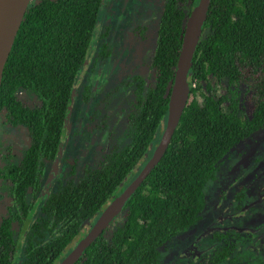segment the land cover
Masks as SVG:
<instances>
[{
	"label": "trees",
	"instance_id": "obj_1",
	"mask_svg": "<svg viewBox=\"0 0 264 264\" xmlns=\"http://www.w3.org/2000/svg\"><path fill=\"white\" fill-rule=\"evenodd\" d=\"M103 2L32 1L14 38L0 82V114L4 123L27 130L30 146L19 164L0 171L9 179L14 202L0 226V264H11L16 250L13 221L26 227L21 264L60 260L86 223L97 219L142 170L145 162L135 168L165 128L183 30L197 0H163L151 76H127L119 86L126 105L122 128L114 123L98 163L85 168L77 182L61 183L34 217L44 165L58 155L76 76ZM99 49L103 59L105 45ZM187 79L190 95L162 158L122 206L108 236L103 232L75 264H159L160 247L200 220L205 188L219 161L264 125V0H210ZM213 80L227 83L231 96H219ZM21 93L37 104L21 99ZM230 253L224 245L211 262ZM244 254L253 260L242 264L261 263L253 252Z\"/></svg>",
	"mask_w": 264,
	"mask_h": 264
},
{
	"label": "flooded vegetation",
	"instance_id": "obj_2",
	"mask_svg": "<svg viewBox=\"0 0 264 264\" xmlns=\"http://www.w3.org/2000/svg\"><path fill=\"white\" fill-rule=\"evenodd\" d=\"M32 1H37V0H30V3H32ZM117 1L120 2L112 3L111 0L109 2L107 0H104L103 2V9L107 10V14L106 13L104 14L105 23L102 28L103 30H101L102 32L99 33L100 35L99 34L96 35V40L93 44V48L91 52L92 55L88 59L86 57V61L83 64V67L85 64L86 66L89 67V73L88 75L86 74L87 79L80 81L77 87V95L79 96L78 102H81L83 105L88 106V109L86 111L82 113L80 112L79 114L83 116L85 115L87 116L84 118L85 120L82 124L78 120H72L71 122L66 121L67 124H65V128L61 136V146L58 155L54 160L46 162L44 165L45 168L47 163L53 162V164L46 171H44L43 169V173L40 179V188L34 198V204L36 205L35 210L33 209L32 211V213H34V217L38 216L39 208L45 202L44 201L42 204L40 203V193L42 187L46 192L48 191L54 192L56 189L59 188V185L65 181L74 182V183L77 182L83 176L85 168H87L86 164H84L83 161L85 158L89 157L86 154L87 153L93 154L94 160L91 163H89V165L90 167H94L98 163V160L101 159L102 154L105 151V148L108 146V144H110V142L108 141V137L110 136V132L113 130L114 123L118 122L116 128L118 129L122 128V123L124 121L126 114V111H123L126 108L124 102V98H125L124 91H122V89L119 87L122 80H124L123 78L124 76L122 77V74L124 73L122 72V69L124 66L125 59L123 58L122 54L123 51H126L125 52L126 55H130L131 53L128 48L129 46L127 41H125V47H122L121 42L119 40L120 37L118 38L115 29L110 30L111 19L118 14L119 11L118 7L120 6L121 8L124 9H126L127 7V4L125 2L123 3V0H117ZM135 4L137 5L136 9L134 8L131 9V7H129V10H125L128 13L127 19L129 20L125 19L127 21L123 23V26L128 31V35H129L128 39L133 38L135 39V42H143L145 39L146 40L148 39L149 33L151 34L153 33V36H151L152 40L149 51L145 55L143 54L144 56L142 55V57H144L142 62L138 61V63H141V65L142 63L145 64L146 71H144V74L146 73L148 74V76H151L149 70L150 57L152 55V51L154 47L155 33L157 30V25L162 9L163 0H159L155 2L153 0H135ZM148 6H149V11L146 10ZM119 28L120 25L117 26V29ZM117 41L119 42L118 44L116 43ZM135 42H133V44ZM103 45H105V49L103 51V56H102L103 59H102L101 57H99L98 52L100 51L99 48ZM116 45L119 46L120 52L117 56H114V62L118 64L120 68L117 70V75L114 74L113 70L107 74L108 80L111 77H115V78L113 82L108 83L107 85L108 87H106L105 91L103 92V85L107 80L106 75H104L103 73V77H101L100 79L101 81L99 85L93 79V77H91L93 75L92 72H96L97 69L98 70L101 69L103 72L102 67L104 66V64L109 61L111 62L113 61L112 56L114 55V51H115L114 49ZM97 58H100V61L97 62V60H99ZM129 58L130 56L126 58V60L128 61ZM136 60L137 58L135 57L134 61ZM132 68L129 70H132ZM139 73L140 72L136 73L132 77L140 75ZM212 84L216 88L215 92L219 96H223V95H226L228 97L231 96V92L229 91V86L224 81L218 82L216 80H213ZM230 88L232 89V87ZM74 92L75 89L73 93ZM114 92L118 93L116 97V101H114V99L111 98L110 96V94ZM238 92L241 93L244 92V88L239 87ZM92 93H97V96H99L100 100L93 99L89 101L91 99ZM83 95L84 96L86 95V99L83 98ZM19 97L33 104L34 106L37 104V100H35V98L29 94L21 93ZM92 103H94L95 107H90ZM114 104L115 106L112 107ZM108 106L110 107L111 110L108 108ZM89 111L90 114L88 113ZM3 120H4L3 114H0V171L3 170L8 165L19 164L24 156L25 151L30 146L29 135L25 128L21 126H15V127L10 126L4 123ZM70 127H72L71 130ZM263 129H264V125L258 131L252 133L249 137L243 139L242 140L243 142L240 141L242 143L236 148H234V150L230 151L236 145L235 144L229 150L230 152L228 151L219 161V163L217 164V170L215 171L214 174V178H212L206 185L205 207L207 206V210L211 211L214 208V206H221L223 209L228 207L226 209L227 212H229V216H228L229 224L226 225L227 229L217 230V232H219L220 234L215 233V235H217L219 238L223 237L219 246L217 247V250L220 249L222 246L227 245L230 247L231 253L225 260L218 263L224 262L225 264H242V262H245L248 259L253 260L250 254H248V256H245L244 254L245 250H249L253 252L255 262L258 260V258H261V263L258 264H264V239L262 238V236L264 235V229L262 225V222H264V205H261V198L264 195V181H260L258 183L256 182L258 179H261L262 177L264 178ZM18 130L23 131L25 137V143H24L25 146L22 149L21 148L19 149L17 148V146H15V141L17 139L16 132ZM89 131L91 132L90 137L92 143L89 142L86 143L80 138ZM95 136L100 138L94 140ZM104 138L106 139V142H105V146L103 147L99 143L102 141L104 142L105 141ZM75 145L76 146L80 145V147H78L79 151H82V153L85 156H82L80 158V152H78L77 147L75 148ZM251 151L253 152V154L243 159L246 160L247 162L246 165L242 167L238 166L236 169L233 168L235 162L240 160L246 152H251ZM79 166L84 167L81 176H80ZM10 186L11 185L9 179L0 176V226L3 220L7 219L10 216V212L13 207L14 202L12 199V195L10 193ZM203 211L201 213V217L202 214L204 216L206 212L205 211L203 213ZM115 219L116 217L109 224V226L103 231V232L106 231L105 233L106 236H108L112 228L115 226V222H116ZM95 221L96 218L94 219V221H90L86 223V233H84L80 238L84 237L90 231ZM238 227L240 228V230L238 229ZM25 228L26 227L23 226L21 227L20 224L16 221L11 222L10 230L12 231L13 240L16 243V250L15 253H13L12 255L11 264H21L24 258ZM249 230H252L253 233L252 232L250 233ZM103 232L100 234V236L103 234ZM179 235L163 245L165 246L167 244V246L170 245V247H172V250H170V253H172V255H174L175 253H179V251L182 250L178 248L179 245L177 246L172 245L173 242L181 243L183 241V238H185V236L183 235L179 236ZM79 239L77 240V242L79 241ZM250 241L252 245L246 244L249 243ZM75 245L66 246L63 251L64 256H62V258L54 264H59V262L65 258V256L74 248ZM190 247H192L193 248L192 251H194V247L192 245H188L186 249H189ZM174 248L177 249L174 250ZM166 252L168 253V251ZM160 254H161V250H160ZM172 255H171L172 264H177V263L186 264V262L189 259H191V258L173 259ZM201 261H203V259ZM167 263H168V256H166L165 260L162 262L160 256L159 264H167Z\"/></svg>",
	"mask_w": 264,
	"mask_h": 264
},
{
	"label": "rangeland",
	"instance_id": "obj_3",
	"mask_svg": "<svg viewBox=\"0 0 264 264\" xmlns=\"http://www.w3.org/2000/svg\"><path fill=\"white\" fill-rule=\"evenodd\" d=\"M107 1L109 2L110 0H107ZM153 1L155 2V1H159V0H153ZM111 2L112 3L113 2L119 3L120 1L111 0ZM124 2L127 4L126 9L121 8L118 5L119 6L118 7V9H119L118 14L114 18L111 19V28H110V30L115 29L118 38L120 37L119 40L121 42L122 47H125V41H127L128 46H129L128 48H129L130 53H131L130 55H126L125 54L126 51H123V54H122L123 58L125 59L124 66L122 69V72H124L122 74V77L124 76L123 78H125L127 76H133L138 72H140L139 73L140 75L144 74V71H146L145 64L142 63V65H141V63H138V61H141V62L143 61L144 57H142V55L143 54L145 55L149 51V49L151 47L150 46L151 40H152L151 36H153V33L152 34L149 33L148 39L147 40L145 39L144 41L142 40L143 42H135V39H133V38L128 39V37H129L128 31L123 26V23H125L127 20H129V19H127L128 13L125 10H129V7H131V9L132 8L136 9L137 5L135 4V0H123V3ZM146 10L149 11V6L146 8ZM105 13L107 14V10H104L103 5H102V8H101V11L99 14V18L97 21V25L95 28L94 37H93V40L91 42V46L89 47V50L87 53L88 56L86 55L87 59L90 58V56L92 55L91 52H92L93 44L96 40V35H98L100 32H102L101 30H103L102 28H103V25L105 23V19H104ZM125 19H127V20H125ZM115 25H116V27H115ZM118 25H120L119 29H117ZM133 42H135V43L133 44ZM116 43L118 44L119 42L117 41ZM130 46H131V49H130ZM114 50H115L114 55L112 56L113 61L112 62L109 61V62L104 64V66L102 67L103 72L101 69H99V70L97 69L96 72H92L93 75L91 77H93V79L99 85H100V81H101L100 79H101V77H103V73H104V75H106L107 80L103 85V92L105 91V88L108 87L107 86L108 83L113 82V80L115 78V77H111L108 80L107 74L113 70L114 74L117 75V70L120 68V66H118V64H116L114 62V56H117L120 52L119 46L116 45ZM129 56H130V58L127 61L126 58H128ZM135 57L137 58L136 61H134ZM85 61H86V59H85ZM126 63H127V66H126ZM131 68H132V70H129ZM88 73H89V67L86 66V64L84 65V67L82 65L79 73L76 76V81L74 84L75 92L72 95V100L70 103V110H69L67 122L68 121L71 122L72 120H78L82 124L85 120L84 118L87 116V115L83 116V115L79 114L80 112L82 113V112L86 111L88 109V106L83 105L81 102H78L79 96L77 95V87H78V84L80 81L87 79L86 74L88 75ZM114 93H115V96H114ZM114 93L110 94V96H111V98L114 99V101H116V97H117L118 93H116V92H114ZM122 96H123V94H122ZM93 99L100 100L99 96H97V93H92L91 99L89 101H91ZM114 106H115V104L112 107H114ZM90 107H95L94 103H92V105ZM108 108L110 109L109 106H108ZM90 111H92V110H90ZM90 111L88 112L89 114H90ZM71 129H72V127H70V130ZM263 132H264V129H263ZM16 135H17V139L15 141V146H17V148H19V149L20 148L22 149L25 146V144H24L25 143L24 133H23V131L18 130L16 132ZM90 135H91V132L89 131L88 133H86L84 136H81L80 138H81V140L85 141L86 143H88V142L92 143ZM98 138H100V137L95 136L94 140H96ZM104 140H105L104 142L102 141L99 143L103 147L105 146V142H106L105 138H104ZM242 142L236 144L230 151L234 150V148L239 146ZM156 144H157V137L149 145L147 152L145 153L143 159L137 164L135 171H138L141 167H143L144 162H146L148 160V158L152 155V153L156 147ZM76 147H77L78 152H80V158L82 156H85L82 153V151H79L78 147H80V145H78V146L75 145V148ZM251 154H253L252 151L246 152L240 160L235 162V164L233 165V168L236 169L238 166L242 167V166L246 165L247 162H246V160H243V159L245 157L250 156ZM86 155L89 157L85 158L83 161H84V164H86V167H90L89 163H91L94 160V156L91 153H87ZM52 164H53V162L47 163L45 168H44V171H46ZM83 168L84 167L79 166L80 176L82 175ZM260 181H264V178L262 177L261 179H258L256 182L258 183ZM51 192L52 191L46 192L44 190V188L42 187L41 193H40V203L41 204L48 198V196ZM261 205H264V195L261 198ZM226 208H228V207H226ZM226 208L223 209L221 206H214V208L211 211H208L207 206H206L205 210L203 211V213L206 211L204 216L202 214V217L200 220H198L191 228L187 229L182 234H180V235L185 236V238L182 237L183 241L181 243L173 242L172 245H174V246L179 245L178 248H180L182 250L184 249V250L183 251L180 250L179 253H175L174 255H172V253H170V250H172V247H170V245L167 246V244H166L165 246L161 247V249H160L161 250V262L165 260L166 256H168V263L167 264H172V262H171V255H172L173 259L191 258L186 262V264H214L211 262V260L213 258L214 253L217 251V247L219 246L221 240L223 239V237L219 238L217 235H215V233L220 234L219 232H217V230H226L227 229L226 225L229 224V221H228L229 212H227ZM262 225H263V229H264V222H262ZM238 229L240 230L239 227H238ZM187 231H188V234H187ZM249 232L253 233L252 230H249ZM82 233L83 234L86 233V225L83 227ZM262 238L264 239V235L262 236ZM246 244L252 245L251 241L249 243H246ZM188 245H192L194 247V251H192L193 250L192 247H190L189 249H186V247ZM176 249L177 248H174V250H176ZM166 251H168V253ZM202 259H203V261H201ZM223 263L224 262L218 263V264H223Z\"/></svg>",
	"mask_w": 264,
	"mask_h": 264
},
{
	"label": "water",
	"instance_id": "obj_4",
	"mask_svg": "<svg viewBox=\"0 0 264 264\" xmlns=\"http://www.w3.org/2000/svg\"><path fill=\"white\" fill-rule=\"evenodd\" d=\"M197 1L187 14L177 67L168 96L167 120L156 148L142 170L108 203L90 231L79 239L59 264H74L81 257L85 248L92 244L119 214L129 196L139 187L168 148L190 95L188 72L210 3V0ZM29 3L30 0H0V82L5 62Z\"/></svg>",
	"mask_w": 264,
	"mask_h": 264
}]
</instances>
